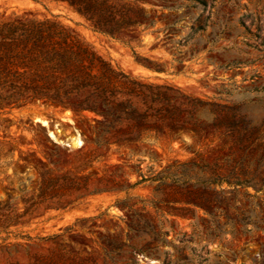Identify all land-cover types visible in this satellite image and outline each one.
Returning a JSON list of instances; mask_svg holds the SVG:
<instances>
[{
  "label": "rangeland",
  "instance_id": "374dc122",
  "mask_svg": "<svg viewBox=\"0 0 264 264\" xmlns=\"http://www.w3.org/2000/svg\"><path fill=\"white\" fill-rule=\"evenodd\" d=\"M128 1L155 24L120 41L62 4L0 0V19L56 17L125 74L170 87L179 96L171 105L191 129L159 142L96 146L95 128L106 120L92 112L39 100L0 112V203L21 214L43 178L63 195L51 205L57 210L43 203L19 219L0 241V264L60 254L74 264H264V190L216 185L218 168L239 158L223 145L232 115L257 130L252 162L264 163V0ZM75 135L82 146L67 147L63 140Z\"/></svg>",
  "mask_w": 264,
  "mask_h": 264
},
{
  "label": "trees",
  "instance_id": "16d2710c",
  "mask_svg": "<svg viewBox=\"0 0 264 264\" xmlns=\"http://www.w3.org/2000/svg\"><path fill=\"white\" fill-rule=\"evenodd\" d=\"M48 1L64 5L93 32L120 41L155 24L150 14L128 0ZM142 65L160 72L156 66ZM169 91L170 87L142 83L125 74L56 17L0 19V112L39 100L104 118L106 121L97 123L92 137L96 146H123L149 139L159 142L175 132L191 131L185 128L175 105H171L179 96H170ZM227 125L223 145H229L230 156L238 154L239 158L233 157L224 173L218 168L216 185L225 184L232 192L249 187L256 193L263 191L264 163L252 162L260 148L257 130H247L242 116L232 115ZM1 159L6 160V156H0ZM50 182L49 178H43L38 195L23 199L21 214L9 203H0V241L12 235L11 228L20 218L32 215L43 203L48 209L57 210L51 205L57 204L56 200L63 195L52 192ZM79 189L63 186L60 191ZM15 236L31 240L28 236ZM68 262L74 264L60 254L53 259H35L31 264ZM75 264L84 263L78 260Z\"/></svg>",
  "mask_w": 264,
  "mask_h": 264
},
{
  "label": "bare ground",
  "instance_id": "6f19581e",
  "mask_svg": "<svg viewBox=\"0 0 264 264\" xmlns=\"http://www.w3.org/2000/svg\"><path fill=\"white\" fill-rule=\"evenodd\" d=\"M43 125H46V122H43ZM54 128L57 130L56 132L59 133L58 129L56 128V125L54 126ZM48 132H49V130H48ZM50 135H52V134H50ZM53 138H54V136H53ZM56 139H58V138H55L54 140H56ZM66 139L67 140L64 139L65 141L63 140V142H65V144L68 145L67 147L73 146V147L78 148V147L82 146V140L78 135H75L74 137H70V138H66ZM59 144H60V142H59ZM66 145H64V146H66ZM73 147H71V148H73Z\"/></svg>",
  "mask_w": 264,
  "mask_h": 264
}]
</instances>
